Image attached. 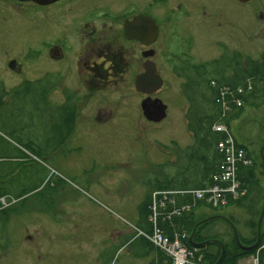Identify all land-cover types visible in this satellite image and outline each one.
<instances>
[{
  "label": "rangeland",
  "instance_id": "374dc122",
  "mask_svg": "<svg viewBox=\"0 0 264 264\" xmlns=\"http://www.w3.org/2000/svg\"><path fill=\"white\" fill-rule=\"evenodd\" d=\"M235 13L230 11L233 18L227 20L229 25L215 35L208 36L207 29V61L223 52L217 42L226 44L231 52H240L243 65L249 59H261L264 22L245 9L241 19H236ZM43 30V20L30 18L13 32L3 31L0 19L1 186L16 199L18 191L40 185L12 204L13 210L3 208L7 215L0 211V264H147L151 259L135 252L140 250V240L135 237L144 230L140 204L159 181L173 173L166 167L158 172L157 159L169 161L165 166L170 167L176 164L171 158L179 147L194 143L187 120L189 103L181 81L174 92L157 95L168 107V118L161 124H80L70 139L57 145L46 139L54 125L45 116L48 112L41 101L42 89L17 95L1 85L10 77L6 65L10 57L16 56L12 55L14 46L19 47L16 57L29 54V64L34 65L33 70L19 75L15 84L26 80L43 83L44 63L38 59V53L44 52ZM201 43L202 38L199 48L205 49ZM188 44V39L180 42L185 50ZM231 132L257 161L255 174L261 181L264 200V101L257 106L247 105L232 121ZM31 142L43 154L29 148ZM120 154L142 155L147 167L99 170L89 166L95 163L94 157ZM216 213L226 220L210 224L204 229L206 235L210 230L212 235L227 240L232 237L233 227L243 236L250 235L247 221L253 217L245 209L233 205ZM228 217L235 220L233 225ZM262 221L264 231V215ZM257 253L239 264H255Z\"/></svg>",
  "mask_w": 264,
  "mask_h": 264
},
{
  "label": "flooded vegetation",
  "instance_id": "af4514ba",
  "mask_svg": "<svg viewBox=\"0 0 264 264\" xmlns=\"http://www.w3.org/2000/svg\"><path fill=\"white\" fill-rule=\"evenodd\" d=\"M244 9L264 22V0H0V19L3 31L11 32L30 18L43 20L44 52L38 53V59L44 63L47 117L61 126L74 122L70 139L80 124L138 126L164 122L168 109L161 122L150 121L144 114L143 101L160 99L157 95L162 92H174L180 81L184 92L187 78L195 75L193 67L207 66L208 36L229 25L231 10L236 11V19H241ZM201 38L205 49L199 48ZM187 39L185 50L180 42ZM217 43L222 53L229 50L226 44ZM18 48L14 46L12 55L18 56ZM16 56L8 57L10 77L8 82H1L4 90L36 83L26 80L15 84L19 75L34 66L29 64V54ZM147 64H154L156 76L162 80L161 88L150 95L135 86ZM193 144L178 146L179 151L171 158L176 164L170 167L165 166L169 161L152 156L157 159L158 172L164 167L173 172L185 169L187 159L181 150ZM94 160L89 166L99 170L147 167L142 155Z\"/></svg>",
  "mask_w": 264,
  "mask_h": 264
},
{
  "label": "trees",
  "instance_id": "16d2710c",
  "mask_svg": "<svg viewBox=\"0 0 264 264\" xmlns=\"http://www.w3.org/2000/svg\"><path fill=\"white\" fill-rule=\"evenodd\" d=\"M193 70L195 75L187 78V87L184 93L189 103L187 120L189 122V130L194 136V144L190 149L181 150V153H185V159H187L184 164L186 168L174 171L172 175L159 181L141 202L140 212L144 223V230L142 231L146 233L152 232V225L149 222V215L151 213L149 207L152 202V193L155 190L179 191L202 189L211 185L212 176L217 172L223 161V155L218 149V144L228 136L227 133L216 132L214 129L215 125L219 123L226 124L231 135H233L231 132L232 121L243 113L247 105L257 106L264 101V53L259 61L249 59L243 65L242 54L240 52L226 50L219 58L208 61L207 66H194ZM248 86H252V89L243 94H236L238 88L247 89ZM225 87L229 88L236 94V97L242 100L241 107H237L232 98H230V95H227L225 100H227L226 103L229 109L225 112L222 103L217 102L218 97L221 95V89ZM40 89H42L43 93L41 101L45 102L47 106L45 91L41 81H37L36 83L29 82L23 90L15 89L14 92L17 95L21 93L30 94ZM46 112H48L47 107ZM45 116L47 117V115ZM52 123L54 128L50 134V138L46 139L55 141L57 145H62L69 139L74 129V122L64 126L58 125L56 121ZM240 145L246 148L247 156L253 162L250 166L240 164L236 177L240 183V190L244 191V194L236 199L230 198L227 206L235 205L243 208L253 217L247 221L251 236L246 237L238 232L239 243L234 232L232 237H229L227 240L212 235L210 230H207L206 235L204 229L216 220L223 219V217L216 213L218 209H213L202 202H196L190 194L177 195V200L179 205L191 204V212L186 213L181 218H176L174 226L165 225L160 220L161 226L170 238L174 237L176 230L185 229L190 235L185 240L189 247L205 243L200 249V252L204 256L205 264H239L240 260L253 256L257 252L259 263L264 264V249L259 250V247L264 242V231L262 228L260 237L258 236V224L264 209V200H262L263 189H261V181L257 179L255 174L257 161L253 159L252 154L245 145ZM28 146L38 152L39 155L43 154L42 149L40 147L35 148L32 142ZM3 176L0 174V198L6 197L8 203H11L13 200L18 201L19 198L40 187L37 184L31 190L24 188L15 194V199L11 191L1 186ZM12 204L9 205V210L14 209ZM0 207H2L1 204ZM1 213L7 215L6 210L1 211ZM209 217H212L211 220L201 223L194 233L195 227ZM227 220L232 225L235 223V220L232 218L228 217ZM193 233L194 236L191 240ZM135 239L140 240V250H135L136 254L151 259L147 264H154L156 261L160 264H170V261H167L162 251L156 248L146 237L138 233ZM195 242L198 244H195ZM222 247H224L225 253L221 262L218 263L222 254Z\"/></svg>",
  "mask_w": 264,
  "mask_h": 264
},
{
  "label": "built area",
  "instance_id": "2783aa9c",
  "mask_svg": "<svg viewBox=\"0 0 264 264\" xmlns=\"http://www.w3.org/2000/svg\"><path fill=\"white\" fill-rule=\"evenodd\" d=\"M252 86L238 88L236 94H243L251 90ZM229 88L221 89V95L217 102L222 103L225 112L229 109L225 98L230 95L237 107L242 106V100L236 97ZM216 132L227 133L228 136L218 144V149L223 155L217 172L212 176V184L209 187L198 190H179V191H156L152 195L150 205L149 222L152 225V232L141 234L146 237L152 244L155 245L165 255L170 264H205L204 256L200 252V248L193 246L189 247L185 240L189 234L185 229L176 230L174 237L170 238L166 235L164 228L160 224L174 226L175 219L183 217L186 213L192 210L191 204L179 205L177 195L190 194L196 201H203L211 205L213 208L226 206L230 198L236 199L244 192L240 191V183L237 180V171L240 164L251 165L252 160L248 158L245 148L237 144L235 138L231 135L229 128L224 123L216 124L214 127ZM1 206L8 205L5 197L0 198ZM264 249V243L259 250ZM255 264H260L258 255L254 259ZM154 264H160L156 261Z\"/></svg>",
  "mask_w": 264,
  "mask_h": 264
},
{
  "label": "water",
  "instance_id": "95a60500",
  "mask_svg": "<svg viewBox=\"0 0 264 264\" xmlns=\"http://www.w3.org/2000/svg\"><path fill=\"white\" fill-rule=\"evenodd\" d=\"M248 1V0H244ZM136 89L142 93L145 94H153L154 92H157L161 86H162V80L158 76H156V70L154 64H147L145 65V72L140 74L135 82ZM143 111L145 116L148 118L150 121L154 122H161L163 119L167 117V105L161 100V99H153V98H147L146 100L143 101L142 104ZM263 215H264V209L262 212V215L259 220L258 224V236L260 237L261 234V224L263 220ZM211 218H208L206 220L201 221L194 229V233L197 229V227L204 222L210 221ZM233 231L235 234L236 239L239 241V235L237 232V229L233 227ZM193 233V236H194ZM209 243V242H206ZM205 244V243H203ZM203 244H198L202 246ZM225 250L224 247H222V254L220 256V259L218 261L221 262L223 256H224Z\"/></svg>",
  "mask_w": 264,
  "mask_h": 264
}]
</instances>
